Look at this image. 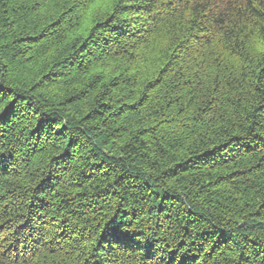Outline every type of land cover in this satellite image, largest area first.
Wrapping results in <instances>:
<instances>
[{"label":"trees","instance_id":"1","mask_svg":"<svg viewBox=\"0 0 264 264\" xmlns=\"http://www.w3.org/2000/svg\"><path fill=\"white\" fill-rule=\"evenodd\" d=\"M0 264H264V0H0Z\"/></svg>","mask_w":264,"mask_h":264},{"label":"snow or ice","instance_id":"2","mask_svg":"<svg viewBox=\"0 0 264 264\" xmlns=\"http://www.w3.org/2000/svg\"><path fill=\"white\" fill-rule=\"evenodd\" d=\"M108 2V0H106ZM10 94L6 92L3 88H0V103L5 102V99L9 96Z\"/></svg>","mask_w":264,"mask_h":264}]
</instances>
